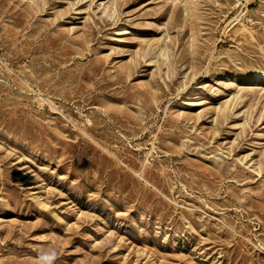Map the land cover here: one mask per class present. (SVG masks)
<instances>
[{"label":"rangeland","instance_id":"1","mask_svg":"<svg viewBox=\"0 0 264 264\" xmlns=\"http://www.w3.org/2000/svg\"><path fill=\"white\" fill-rule=\"evenodd\" d=\"M254 71L264 0H0V264H264Z\"/></svg>","mask_w":264,"mask_h":264},{"label":"bare ground","instance_id":"2","mask_svg":"<svg viewBox=\"0 0 264 264\" xmlns=\"http://www.w3.org/2000/svg\"><path fill=\"white\" fill-rule=\"evenodd\" d=\"M237 16V15H236ZM235 16V18L233 19V21L232 22H237L238 21V19H237V17ZM238 23V22H237ZM241 24V23H240ZM239 24V25H240ZM239 31H241V32H244V31H247V29L245 28V25H242L241 24V26L239 27ZM253 75H254V78L255 79H261V78H264V71H254L253 72Z\"/></svg>","mask_w":264,"mask_h":264}]
</instances>
